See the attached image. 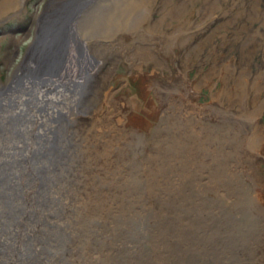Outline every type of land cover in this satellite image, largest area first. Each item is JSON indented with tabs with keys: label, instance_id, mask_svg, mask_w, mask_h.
Here are the masks:
<instances>
[{
	"label": "bare ground",
	"instance_id": "1",
	"mask_svg": "<svg viewBox=\"0 0 264 264\" xmlns=\"http://www.w3.org/2000/svg\"><path fill=\"white\" fill-rule=\"evenodd\" d=\"M22 2L3 0L0 9ZM54 2L23 69L0 80V264H37L31 260L37 248L30 246L38 232L29 222L49 227L38 221L34 208L41 171L48 172L50 191L67 200L58 202L64 212L49 214L53 229L44 234L49 249L41 247L52 253L45 257L47 264H262L264 183L249 171L247 152L264 142V127L253 129L244 146L249 125L222 106L240 93L222 89L200 104L189 79L159 78L150 83L159 104L146 110L153 121H132L126 97L117 103L113 93L99 99L109 69L96 77V84L92 77L100 53L113 45L100 40L140 22L148 0ZM92 2L79 19L78 12ZM141 37L133 53L150 57L148 39ZM117 44L115 51L122 52ZM24 66L28 72L23 73ZM252 85L258 87L255 81ZM101 98L115 108L98 113ZM76 110L86 115L77 116ZM147 125L154 136L143 130ZM137 137L141 143L152 141L140 157L132 146ZM156 138L162 148L153 145ZM209 141L219 145L217 150L212 144L209 148ZM108 179L116 180L111 190L104 185ZM223 200L231 201L229 207ZM247 201L249 207L236 213L241 215L238 244L231 252V212ZM95 220L97 227L89 228ZM75 231L81 241L74 249ZM68 235V250L74 254L57 263L61 248L54 245H63Z\"/></svg>",
	"mask_w": 264,
	"mask_h": 264
},
{
	"label": "rangeland",
	"instance_id": "2",
	"mask_svg": "<svg viewBox=\"0 0 264 264\" xmlns=\"http://www.w3.org/2000/svg\"><path fill=\"white\" fill-rule=\"evenodd\" d=\"M2 1L0 0V3ZM54 1L59 0H23L22 4L16 8H14L16 4L12 3V7L10 5L0 9L1 81L6 82L19 70L18 68L23 69L24 58L35 45L38 29H43L41 23L48 21L46 15L53 9ZM93 4L94 2L88 3L78 12L79 19L93 7ZM146 4L147 9L140 22L131 28L112 32L111 37L100 40L103 44L113 45L107 51L100 53V65L98 67L95 64L94 67L96 74L92 77L93 84L97 83L96 77L103 75L105 69L111 72L106 81H101L99 99L101 96L108 97L110 93H113L117 103L126 97L130 104L131 115L130 113L129 115L133 118L131 120L138 118L148 122L153 119L147 117L146 110L159 104L155 93L150 88V83L153 84V80L159 78L168 81H172L173 76L180 81L189 79L191 81H189L191 83L189 89L194 95V100L200 104L210 101L212 93L219 95L222 89L229 90L233 96L240 93L236 101H224L222 106L228 114L234 116L233 119L245 120L247 126L249 125V131L245 132L243 140L246 146L245 142L247 143L249 133L260 125L264 127V0H148ZM79 24L80 20H78ZM147 27L148 33L144 31ZM76 30L78 31L77 26ZM141 36L148 39L145 44L151 46L148 48H152L151 55H147L150 57H140L133 53ZM116 42L124 48L122 52L115 51L118 46ZM29 66H24L23 73L28 72ZM227 73L229 75H226ZM254 81L258 87L252 85ZM98 106H100L98 113L106 109L112 111L115 108L108 107L104 98L97 100L96 107ZM205 109L212 115L210 108L205 107ZM76 114L80 117L86 115L79 110H76ZM149 124L155 123L149 122ZM150 125L144 126L143 130L146 134L154 136L153 127L150 128L151 131L149 129ZM161 132L162 129L159 131V138ZM157 138L154 139L153 145L162 148L163 145ZM50 142L52 143V140ZM149 143L151 144L152 141ZM149 143L148 141L141 143L140 137L135 138L132 143L134 155L140 157V152L146 150ZM211 144L212 149L217 150L219 145L211 141L209 148ZM245 150L247 149L243 148V151ZM247 153H251V155L248 154L249 171L252 169L254 173H257L254 177L264 183V142L257 151ZM50 169L54 171L55 167L52 166ZM46 172L41 171L38 174L39 192L33 200L38 221L49 223V227L35 225L34 221L29 222L38 232V235L32 238L30 246L37 248L31 255V260L37 264H47L44 262L45 257L51 258L52 253L45 252V249H49L50 241L44 237V234L47 231L52 233L51 215H58L65 211L58 202H67L61 194L51 192L47 187ZM120 175V170L116 171L117 178ZM115 182V179H108L104 185H109L111 190L116 187ZM43 186L47 187L46 190L40 189ZM223 201L229 207L228 202L231 201ZM248 203V201L243 202L236 211L231 212L233 214L231 235L228 237L231 252L238 244L236 241L238 220L241 212L249 207ZM238 212L240 214L236 215ZM80 219L81 216L77 221ZM91 225L92 227L89 223V228H96L97 221H92ZM97 232L98 230H95L92 234L96 235ZM76 233L80 234V232L75 231L73 234L74 249L80 247L79 241H81L75 235ZM69 237L68 235L62 240L65 241L63 245L53 242L55 247L61 248V251L56 254L57 263L59 260L64 262L65 257L71 256V252L72 255L74 254L73 251L68 250ZM53 240L51 237V241ZM85 245L81 247H88L89 243ZM41 247L45 249L42 250ZM63 247L67 248L62 250ZM78 254L87 256L84 252ZM76 256L77 254L74 260L77 259ZM234 258L235 256L230 257L229 262H232Z\"/></svg>",
	"mask_w": 264,
	"mask_h": 264
}]
</instances>
